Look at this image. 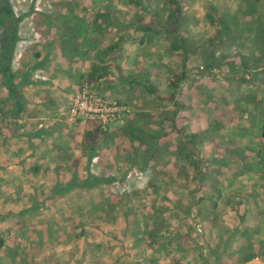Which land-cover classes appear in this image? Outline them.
<instances>
[{
    "label": "rangeland",
    "instance_id": "374dc122",
    "mask_svg": "<svg viewBox=\"0 0 264 264\" xmlns=\"http://www.w3.org/2000/svg\"><path fill=\"white\" fill-rule=\"evenodd\" d=\"M181 1L188 51L166 0H12L0 264L264 263V0ZM84 90L120 109L93 144L71 117Z\"/></svg>",
    "mask_w": 264,
    "mask_h": 264
},
{
    "label": "trees",
    "instance_id": "16d2710c",
    "mask_svg": "<svg viewBox=\"0 0 264 264\" xmlns=\"http://www.w3.org/2000/svg\"><path fill=\"white\" fill-rule=\"evenodd\" d=\"M167 11L165 18V28L174 39L180 41V45L177 43H172L171 46L175 50L188 51L189 47L186 44L185 38L182 37V19H183V7L181 0H166ZM136 3L141 4V0H136ZM96 19L101 21V25L104 27L112 26L113 20L111 18V13L108 11H101L96 15ZM23 21L21 16H18L15 12L12 0H0V24L2 26L3 34L1 40L0 48V76L3 82L8 86L9 92L12 96L17 98L19 102L17 110H13V115L11 117H19L24 111V102L20 100V94L15 83V75L13 71V61L14 54L16 52L17 46L20 41V24ZM110 21L108 24L107 22ZM221 23V22H220ZM137 30L142 31L144 34H148L150 31L155 32L156 29L160 28L157 19L149 24H141L136 26ZM98 70H93L89 76L90 80H95V75ZM185 77L183 73L181 76L175 77L171 81L172 86L177 87V82ZM170 99L172 101L176 100L175 95H171ZM177 104V103H175ZM13 117V118H14ZM105 133L101 126L95 122H91L87 125L85 139L88 143H94L99 136H105ZM193 154H188V159L191 161L194 168L200 171V166L198 162H195L192 158ZM201 173V172H200ZM199 173V174H200ZM258 258L255 253L245 254V262H251Z\"/></svg>",
    "mask_w": 264,
    "mask_h": 264
},
{
    "label": "built area",
    "instance_id": "2783aa9c",
    "mask_svg": "<svg viewBox=\"0 0 264 264\" xmlns=\"http://www.w3.org/2000/svg\"><path fill=\"white\" fill-rule=\"evenodd\" d=\"M92 97L89 96V92L84 90V92L77 97L74 102V106L71 111L72 119H83L85 122H95L100 124L102 127L107 125L110 121L116 119L120 109L117 108L114 104L109 106H104L103 103H97L98 100H95V103H92ZM101 127V129H102ZM103 130V129H102Z\"/></svg>",
    "mask_w": 264,
    "mask_h": 264
},
{
    "label": "water",
    "instance_id": "95a60500",
    "mask_svg": "<svg viewBox=\"0 0 264 264\" xmlns=\"http://www.w3.org/2000/svg\"><path fill=\"white\" fill-rule=\"evenodd\" d=\"M251 263H260V264H264L263 262H261L260 260H255V261H253V262H251Z\"/></svg>",
    "mask_w": 264,
    "mask_h": 264
},
{
    "label": "crops",
    "instance_id": "0c3cea01",
    "mask_svg": "<svg viewBox=\"0 0 264 264\" xmlns=\"http://www.w3.org/2000/svg\"><path fill=\"white\" fill-rule=\"evenodd\" d=\"M117 47H118V44H117Z\"/></svg>",
    "mask_w": 264,
    "mask_h": 264
}]
</instances>
